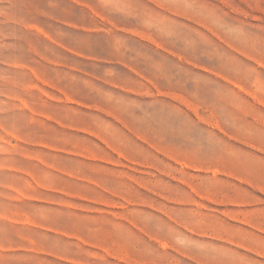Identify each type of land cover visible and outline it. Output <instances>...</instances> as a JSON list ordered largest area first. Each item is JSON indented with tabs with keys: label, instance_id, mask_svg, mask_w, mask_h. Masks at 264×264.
<instances>
[{
	"label": "rangeland",
	"instance_id": "rangeland-1",
	"mask_svg": "<svg viewBox=\"0 0 264 264\" xmlns=\"http://www.w3.org/2000/svg\"><path fill=\"white\" fill-rule=\"evenodd\" d=\"M0 264H264V0H0Z\"/></svg>",
	"mask_w": 264,
	"mask_h": 264
}]
</instances>
